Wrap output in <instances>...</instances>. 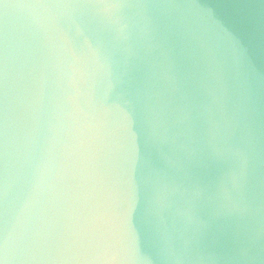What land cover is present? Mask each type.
<instances>
[{
  "label": "water",
  "instance_id": "1",
  "mask_svg": "<svg viewBox=\"0 0 264 264\" xmlns=\"http://www.w3.org/2000/svg\"><path fill=\"white\" fill-rule=\"evenodd\" d=\"M192 8L250 25L264 75V0H0V244L11 247L23 226L29 255L14 261L11 253L0 254V264H94L105 246L86 210L78 220L68 205L48 209L44 222L25 217L30 186L18 157L37 104L52 110L67 68L54 38L62 40L67 59L77 61L71 52L80 57L78 67L87 57L109 59L125 80L165 90L171 107L187 116L183 139L192 154L183 177L196 215L188 236L199 257L192 264H264V240L249 253L245 225L224 207L235 148H250L251 184L264 200V79L247 104L219 91L214 97L194 81L177 39L180 13ZM129 227L134 231L135 224Z\"/></svg>",
  "mask_w": 264,
  "mask_h": 264
},
{
  "label": "clouds",
  "instance_id": "2",
  "mask_svg": "<svg viewBox=\"0 0 264 264\" xmlns=\"http://www.w3.org/2000/svg\"><path fill=\"white\" fill-rule=\"evenodd\" d=\"M177 39L194 81L211 95L252 100L264 75L250 25L192 8L180 13ZM52 47L64 53L67 68L52 110L37 104L18 157L30 186L25 217L44 222L48 209L68 205L78 220L86 210L105 240L94 264H192L199 257L188 236L196 215L183 177L192 154L183 139L187 116L171 107L165 90L125 80L109 59L87 57L78 67L80 57L71 52L77 61L67 59L62 40ZM232 155L224 207L245 225L242 242L254 254L264 240V200L251 184L250 148ZM25 231L21 226L11 247L0 244V254L28 259Z\"/></svg>",
  "mask_w": 264,
  "mask_h": 264
}]
</instances>
